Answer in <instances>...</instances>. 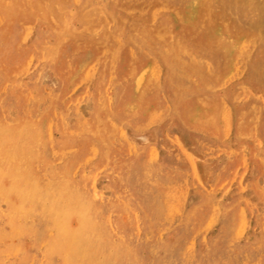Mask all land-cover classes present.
<instances>
[{
  "label": "rangeland",
  "instance_id": "1",
  "mask_svg": "<svg viewBox=\"0 0 264 264\" xmlns=\"http://www.w3.org/2000/svg\"><path fill=\"white\" fill-rule=\"evenodd\" d=\"M6 1L0 264H264V0Z\"/></svg>",
  "mask_w": 264,
  "mask_h": 264
},
{
  "label": "bare ground",
  "instance_id": "2",
  "mask_svg": "<svg viewBox=\"0 0 264 264\" xmlns=\"http://www.w3.org/2000/svg\"><path fill=\"white\" fill-rule=\"evenodd\" d=\"M2 1H3V0H2ZM7 1H8V0H7ZM7 1H6V2H7ZM16 1H17V0H16ZM204 1H205V0H204ZM209 1H210V0H209ZM11 2H12V1H11ZM22 2H23V1H21V3H22ZM27 2H28V1H27ZM41 2H42V1H41ZM0 3H1V2H0ZM182 3H183V2H182ZM26 4H27V3H26ZM138 4H139V3H138ZM166 4H167V3H166ZM197 4H198V2H197ZM0 5H1V4H0ZM16 5H18V4H16ZM44 5H45V3H44ZM119 5H120V4H119ZM133 5H135V4H133ZM154 5H155V4H154ZM198 5H199V4H198ZM205 5H206V4H205ZM4 6H6V5H4ZM52 6H53V5H52ZM116 6H117V5H116ZM129 6H130V5H129ZM129 6H128V7H129ZM155 6H156V5H155ZM23 7H24V5L22 4V8H23ZM57 7H58V6H57ZM109 7H110V6H109ZM143 7H144V5H143ZM197 7H198V6H197ZM203 7H204V6H203ZM16 8H17V7H16ZM26 8H27V7H26ZM37 8H38V7H37ZM58 8H60V7H58ZM58 8H57V9H58ZM119 8H120V7H119ZM135 8H136V7H135ZM168 8H169V7H168ZM179 8H180V7H179ZM0 9L2 10L1 7H0ZM6 9H7V8H6ZM116 9H117V8H116ZM174 9H175V8H174ZM16 10H17V9H16ZM27 10H29V9H27ZM35 10H36V9H35ZM160 10H161V9H160ZM182 10H183V9H182ZM185 10H187V9H185ZM197 10H199V9H197ZM200 10H201V9H200ZM206 10H207V9H206ZM2 11H3V10H2ZM24 11H25V10H24ZM30 11H31V10H30ZM30 11H29V12H30ZM32 11H33V10H32ZM52 11H53V10H52ZM146 11H147V9H146ZM150 11H151V10H150ZM161 11H162V10H161ZM163 11H164V10H163ZM169 11H171V10H169ZM212 11H213V10H212ZM22 12H23V11H22ZM29 12H28V13H29ZM40 12H41V11H40ZM118 12H119V10H118ZM176 12H177V10H176ZM179 12H180V11H179ZM204 12L207 13V11H204ZM25 13H27V12H25ZM120 13H121V11H120ZM147 13H148V11H147ZM158 13H159V12H158ZM158 13H157V14H158ZM177 13H178V12H177ZM211 13H212V12H211ZM211 13H210V14H211ZM213 13H214V12H213ZM23 14H24V12H23ZM29 14H30V13H29ZM34 14H35V11H34ZM34 14H33V15H34ZM101 14H102V13H101ZM0 15H1V12H0ZM11 15H12V14H11ZM31 15H32V14H31ZM33 15H32V16H33ZM51 15H52V14H51ZM178 15H179V14H178ZM180 15H181V14H180ZM218 15H219V14H217V18H218ZM1 16H2V15H1ZM8 16H9V15H8ZM36 16H37V15H36ZM169 16H170V15H169ZM208 16L210 17V15H208ZM14 17H15V16H14ZM172 17H173V16H172ZM176 17H177V16H176ZM178 17H181V16H178ZM201 17H204V16H201ZM9 18H10V17H9ZM52 18H53V17H52ZM98 18H99V17H98ZM154 18H155V17H154ZM181 18H182V17H181ZM215 18H216V17H215ZM217 18H216V19H217ZM223 18H224V17H223ZM0 19H1V17H0ZM25 19H26V17H25ZM148 19H149V18H148ZM155 19H156V18H155ZM165 19H166V18H165ZM179 19H180V18H179ZM185 19H186V18H185ZM203 19H206V17L203 18ZM226 19H227V18H226ZM3 20H4V19H3ZM52 20H53V19H52ZM174 20H175V19H174ZM201 20H202V19H201ZM218 20H219V19H218ZM221 20H224V19H221ZM7 21H10V20H7ZM7 21H6V22H7ZM178 21H179V20H178ZM180 21H181V19H180ZM197 21H198V20H197ZM224 21H225V20H224ZM227 21H229V20H227ZM20 22H21V21H20ZM20 22H19V23H20ZM166 22H167V21H166ZM172 22H173V21H172ZM195 22H196V21H195ZM205 22H206V21H205ZM211 22H212V21H211ZM221 22H222V21H221ZM7 23L9 24V22H7ZM11 23H12V22H11ZM21 23H22V22H21ZM36 23H37V22H36ZM39 23H41V22H39ZM8 24H3V25H6V26H7ZM30 24H31V23H30ZM53 24H54V23H53ZM172 24H173V23H172ZM219 24H220V23H219ZM226 24H227V22H226ZM226 24H225V25H226ZM0 25H1V24H0ZM34 25H35V24H34ZM57 25H58V24H57ZM57 25H56V23H55V26H57ZM188 25H189V24H188ZM195 25H196V24H195ZM199 25H202V26H200V27H203V24H199ZM214 25H215V24H214ZM220 25H222V24H220ZM223 25H224V24H223ZM9 26H10V25H9ZM9 26H7V28H8ZM58 26H59V25H58ZM189 26H191V25H189ZM205 26H206V25H205ZM212 26H213V24H212ZM229 26H230V25H229ZM234 26H235V25H234ZM172 27H173V26H172ZM222 27H223V26H222ZM232 27H233V26H232ZM37 28H38V27H37ZM173 28H174V27H173ZM186 28H188V27H186ZM186 28H185V29H186ZM192 28H194V27H192ZM203 28H205V27H203ZM208 28H209V27H208ZM208 28H207V29H208ZM228 28H229V27H228ZM228 28H227V31H228ZM25 29H26V28H25ZM42 29H43V28H42ZM98 29H99V28H98ZM171 29H172V28H171ZM178 29H179V28H178ZM199 29H200V28H199ZM225 29H226V28H225ZM237 29H238V28H237ZM106 30H107V29H106ZM195 30H196V29H195ZM238 30H240V29H238ZM96 31H97V30H96ZM172 31H175V30H172ZM186 31H187V30H186ZM232 31H233V30H232ZM241 31H242V30H241ZM245 31H246V30H245ZM245 31H244V32H245ZM9 32H10V31L8 30V33H9ZM183 32H184V31H183ZM183 32H182V33H183ZM199 32H200V31H199ZM205 32H206V31H205ZM247 32L249 33L250 31H247ZM33 33H34V32H33ZM197 33H198V31H197ZM197 33H195V34H197ZM201 33H202V32H201ZM208 33H212V32H208ZM232 33H234V32H231V34H232ZM24 34H25V33H24ZM188 34H190V33H188ZM202 34L205 35L206 33H205V34L202 33ZM199 35H201V34H199ZM207 35H208V34H207ZM209 35H211V34H209ZM240 35H242V34H240ZM244 35H246V34H244ZM27 36H28V35H26V37H27ZM171 36H172V35H171ZM196 36H197V35H196ZM216 36H217V34H216ZM255 36H256V35H255ZM26 37H25V38H26ZM190 37H191V36H190ZM193 37H194V36H193ZM193 37H191V38H193ZM198 37H199V36H197V38H198ZM208 37H209V36H208ZM218 37H219V36H218ZM245 37H246V36H245ZM249 37H250V36H249ZM256 37H257V36H256ZM234 38H235V36H234ZM252 38H253V37H252ZM210 39H211V38H210ZM212 39H213V38H212ZM217 39H218V38H217ZM217 39H216V40H217ZM245 39H246V38H245ZM245 39H244V40H245ZM24 40H25V39H24ZM24 40H23V41H24ZM30 40H31V39H30ZM224 40H225V39H224ZM224 40H223V41H224ZM236 40H237V39H236ZM21 41H22V40H21ZM23 41H22V42H23ZM196 41H197V40H196ZM200 41H201V40H200ZM206 41H207V37H206ZM211 41H212V40H211ZM213 41H214V39H213ZM213 41H212V43H214ZM223 41H222V42H223ZM245 41H246V40H245ZM118 42H119V41H118ZM197 42H198V41H197ZM197 42H196V43H197ZM239 42H241V41H239ZM246 42H247V41H246ZM44 43H45V42H44ZM196 43H195V44H196ZM234 43H235V42H234ZM241 43H242V42H241ZM20 44H21V43H20ZM206 44H207V43H206ZM210 44H211V43H210ZM215 45L218 46V45H217V41H216V44H215ZM215 45H214V46H215ZM223 45H226V44H223ZM237 45H238V44H237ZM244 45H246V44L244 43ZM45 46H46V45H45ZM203 46H204V45H203ZM211 46H212V45H211ZM214 46H213V48H215ZM220 46L222 47V45H220ZM246 46H247V45H246ZM250 46H251V45H250ZM241 48H242V45H241ZM244 48H245V47H244ZM16 49H17V47H16ZM39 49H40V48H39ZM237 49H238V48H237ZM215 50H217V49H215ZM238 50H240V49H238ZM238 50H236V51H238ZM243 50H244V49H243ZM244 51H245V50H244ZM248 51H249V49H248ZM97 52H98V51H97ZM218 52H219V51H218ZM234 52H235V51H234ZM234 52H233V53H234ZM250 52H251V51H250ZM222 53H223V52H222ZM222 53H221V54H222ZM237 53H238V52H237ZM261 54L263 55V53H261ZM261 54H260V55H261ZM260 55H259V56H260ZM257 56H258V55H257ZM54 57H56V56H53V58H54ZM222 57L224 58L225 56L223 55ZM238 57L240 58L239 55H238ZM238 57H237V58H238ZM231 58H232V56H231ZM248 58H249V57H248ZM250 58H251V56H250ZM255 58H256V57H254V59H255ZM260 58H261V57H260ZM122 59H123V58H122ZM255 60H256V59H255ZM263 60H264V59H263ZM32 61H33V60H32ZM124 61H125V60H124ZM145 61H146V60H145ZM149 61H150V60H149ZM243 61H244V60H243ZM253 61H254V60H253ZM89 62H90V61H89ZM121 62H122V61H121ZM156 62H157V61H156ZM238 62H239V61H238ZM222 63H224V62L222 61ZM226 63H227V62H226ZM243 63H244V62H243ZM27 64H29V63L27 62ZM92 64H93V63H92ZM123 64H124V63H123ZM142 65H143V64H142ZM149 65H150V64H149ZM151 65H152V63H151ZM121 66H122V65H121ZM140 66H141V65H140ZM152 66H153V65H152ZM233 66H234V65H233ZM88 67H89V66H88ZM128 67H129V66H128ZM92 68H93V67H92ZM124 68H125V67H124ZM139 68H140V67H139ZM150 68L152 69V71H153L154 69H156L155 66H154V68H152V67L150 66ZM150 68H149V69H150ZM222 68H224V67H222ZM232 68H233V67H232ZM66 69H67V68H66ZM229 69H230V68H229ZM234 69H235V68H234ZM126 70H127V69H126ZM128 70H129V69H128ZM160 70H161V69H160ZM226 70H227V69H226ZM237 70H238V69H237ZM94 71H95V70H94ZM113 71H114V70H113ZM158 71H159V70H158ZM30 72H31V71H30ZM95 72H96V71H95ZM160 72H161V71H160ZM233 72H234V71H233ZM240 72H241V71H240ZM28 73H29V72H28ZM86 73H87V71H86ZM122 73H123V72H122ZM241 73H242V72H241ZM94 74H95V73H94ZM120 74H121V73H120ZM154 74H155V73H154ZM159 74H160V73H159ZM227 74H228V73H227ZM231 75H232V74H231ZM240 75H241V74H240ZM243 75H244V74H243ZM250 75H252V74H250ZM85 76H86V75H85ZM85 76H84V77H85ZM87 76H88V75H87ZM148 76H150V75L148 74ZM223 76H224V75H223ZM228 76H229V75H228ZM228 76H227V77H228ZM233 76H234V74H233ZM152 77H153V76H152ZM152 77H151V78H152ZM155 77H156V76H155ZM236 77H237V76H236ZM241 77H242V76H241ZM250 77H251V76H250ZM222 79H223V78H222ZM84 80H85V79H84ZM146 80H147V77L145 78V81H146ZM244 80H245V79H244ZM80 81H81V80H80ZM250 81H251V80H250ZM250 81H249V82H250ZM81 82H82V81H81ZM228 82H229V81H228ZM245 82H246V81H245ZM150 83H151V82H150ZM221 83H222V81H221ZM76 86H78V85H76ZM225 86H226V85H225ZM242 86H243V85H242ZM243 87H244V86H243ZM4 89H5V88H4ZM143 89L145 90V88H143ZM248 89H250V88H248ZM75 90H76V89H75ZM109 90H110V89H109ZM242 90H243V89H242ZM224 91H225V90H224ZM243 91H245V90H243ZM243 91H242V92H243ZM72 92H73V90H72ZM147 92H148V91H147ZM216 92H218V91H216ZM216 92H215V93H216ZM248 92H249V91H248ZM250 92H251V91H250ZM70 93H71V92H70ZM145 93H146V90H145ZM224 93H225V92H224ZM91 94H92V93H91ZM158 94H159V93H158ZM245 94H246V93H245ZM250 94H251V93H250ZM107 95H108V94H107ZM142 95H143V94H142ZM252 95H253V92H252ZM257 95H258V94H257ZM68 96H69V95H68ZM76 96H77V95H76ZM109 96H110V95H109ZM109 96H108V97H109ZM253 96H255V94H254ZM83 97H84V96H83ZM105 97H106V96H105ZM257 97H258V96H257ZM261 97H262V96H261ZM129 98H130V97H129ZM148 98H149V97H148ZM216 98H218V97H216ZM65 99H66V98H65ZM70 99H71V98H70ZM73 99H74V98H73ZM76 99H77V98H76ZM164 99H165V98H164ZM212 99H213V98H212ZM214 99H215V98H214ZM239 99H240V98H239ZM71 100H72V99H71ZM148 100H149V99H147V101H148ZM206 100H207V99H206ZM69 101H70V100H69ZM142 101H144V100H142ZM145 101H146V100H145ZM213 101H214V100H212V102H213ZM223 101H224V100H223ZM109 102H110V101H109ZM109 102H108V103H109ZM150 102H151V101H150ZM152 102H153V101H152ZM154 102H155V101H154ZM154 102H153V103H154ZM208 102H209V101H208ZM210 102H211V101H210ZM214 102H216V101H214ZM221 102H222V101H221ZM69 103H70V102H69ZM69 103H68V104H69ZM142 103H143V102H142ZM72 104H73V103H72ZM139 104H140V103H139ZM150 104H151V103H150ZM166 104H167V103H166ZM217 104H218V103H217ZM79 105H80V104H79ZM107 105H108V104H107ZM148 105H149V104H148ZM148 105L146 104V106H148ZM152 105H153V104H152ZM162 105H163V104H162ZM167 105H168V104H167ZM77 106H78V105H77ZM86 106H87V105H86ZM142 106H143V105H142ZM153 106H154V105H153ZM155 106H156V105H155ZM91 107H92V106H91ZM213 107H214V106H213ZM218 107H219V106H218ZM238 107H239V106H238ZM240 107H241V106H240ZM132 108H133V107H132ZM151 108H152V107H150V109H151ZM153 108H154V107H153ZM241 108H242V107H241ZM96 109H97V108H96ZM150 109H149V110H150ZM212 109H213V108H212ZM217 109H218V108H217ZM127 110H128V109H127ZM146 110H147V109H146ZM220 110H221V109H220ZM251 110H253V109H251ZM147 111H148V110H147ZM225 111H226V110H225ZM125 112H126V111H125ZM145 112H146V111H145ZM103 113H104V112H103ZM222 113H223V112H222ZM225 113H226V112H225ZM145 114H146V113H145ZM150 115H151V114H150ZM55 116H56V115H55ZM221 116H223V114H222ZM221 116H220V117H221ZM228 116H230V115H228ZM241 117H242V116H241ZM204 118H205V116H204ZM216 118H217V117H216ZM244 118H245V117H244ZM193 119H194V118H193ZM196 119H197V117H196ZM196 119H195V120H196ZM228 119H230V118H228ZM203 120H204V119H203ZM217 120H219V119H217ZM134 121H135V120H134ZM149 121H150V120H149ZM188 121H189V120H188ZM225 121H226V119H225ZM147 122H148V121H147ZM186 122H187V121H186ZM189 122H192V121H189ZM223 122H224V121H223ZM194 124H195V122H194ZM199 124H200V123H199ZM226 124H227V123H226ZM186 125H187V124H186ZM228 125H229V124H228ZM49 127H50V126H49ZM193 127H194V126H193ZM193 129H195V128H193ZM196 129H197V127H196ZM229 129H230V127H229ZM201 130H202V129H201ZM122 131H123V130H122ZM122 131H121V132H122ZM205 131H206V129H205ZM214 131H215V130H214ZM121 132H120V134H121ZM215 132H216V131H215ZM218 132H219V130H218ZM124 133H125V132H124ZM143 133H144V132H143ZM213 134H214V133H212V135H213ZM226 134H227V133H226ZM227 135H229V133H228ZM50 136H51V135H50ZM152 136H153V135H152ZM175 136H176V135H175ZM214 136H215V135H214ZM224 136H225V135H224ZM167 137H168V136H167ZM173 137H174V136H173ZM244 137H246V136H244ZM251 137H252V136H251ZM251 137H249V138H251ZM175 138H177V137H175ZM226 138H227V137H226ZM134 139H135V138H134ZM137 140H138V139H137ZM155 140H156V139H155ZM175 140H177V139H175ZM145 141H146V140H145ZM254 141H255V140H254ZM256 141H257V140H256ZM149 143H150V142H149ZM151 143H152V142H151ZM258 143H259V141H258ZM171 144H172V143H171ZM176 144H177V142H176ZM178 145H179V144H178ZM202 145H203V143H202ZM259 145H260V144H259ZM206 146H207V145H206ZM150 147H152V146H150ZM179 147H180V146H179ZM133 148H134V147H133ZM152 148H154V147H152ZM149 149H150V148H149ZM60 150H61V149H60ZM180 150H181V149H180ZM230 150H231V149H230ZM149 151H152V149L149 150ZM182 151H183V149H182ZM225 151H226V150H225ZM203 152H204V150H203ZM75 153H76V152H75ZM93 153H94V152H93ZM159 153H160V151H159ZM185 153H188V152L185 151ZM185 153H184V154H185ZM218 153H219V152H218ZM150 154H151V153H150ZM154 154H155V153H154ZM219 154H220V153H219ZM152 155H153V154H152ZM189 155H190V154H189ZM234 155H235V154H234ZM153 156H154V155H153ZM156 156H157V155H156ZM214 156H215V155H214ZM186 157H187V156H186ZM154 158H155V156H154ZM187 159H188V157H187ZM191 159H192V158H191ZM197 159H198V158H197ZM188 161H189V160H188ZM190 161H192V160H190ZM57 162H58V161H57ZM59 162H60V161H59ZM146 162H147V161H146ZM192 162H193V161H192ZM145 164H146V163H145ZM263 164H264V163H263ZM190 165H191V164H190ZM32 166H34V165H32ZM242 167H243V165H242ZM101 169H102V168H101ZM191 169H192V168H191ZM193 169H195V168H193ZM99 171H100V170H99ZM236 171H237V170H236ZM194 172H195V171H194ZM198 172H199V171H198ZM195 173H196V172H195ZM199 173H200V172H199ZM203 173H204V171H203ZM244 173H245V172H244ZM244 173H243V174H244ZM196 175H197V174H196ZM6 176H7V175H6ZM193 176H194V175H193ZM232 176H234V175H232ZM4 177H5V176H4ZM235 177H236V175H235ZM240 177H242V176H240ZM193 178H194V177H193ZM1 180H2V179H1ZM1 180H0V181H1ZM7 180H8V179H7ZM38 180H39V178H38ZM224 182H225V181H224ZM225 183H226V182H225ZM6 184H7V183H6ZM200 184H201V183H200ZM208 184H209V183H208ZM240 185H241V184H240ZM95 186H96V185H95ZM223 186H224V185H223ZM229 186H230V185H229ZM219 187H220V186H219ZM251 187H252V186H251ZM216 188H217V187H216ZM223 188H224V187H223ZM241 188H243V187L241 186ZM96 189H97V188H96ZM243 189H244V188H243ZM223 190H224V189H223ZM225 190H226V189H225ZM225 190H224V192H225ZM11 194H12V193H11ZM1 195H2V193H1ZM8 195H9V194H8ZM100 195H101V194H100ZM14 196H15V195H14ZM261 199H262V198H261ZM8 200H9V198H8ZM16 200H17V199H16ZM9 201H10V200H9ZM13 201H14V199H13ZM13 205H14V204H13ZM200 206H201V205H200ZM215 206H218V205H215ZM215 208H216V207H215ZM215 208H214V210H215ZM240 208H242V207H240ZM206 210H207V209H206ZM212 210H213V209H212ZM218 210H219V209H218ZM176 211H177V209H176ZM178 213H179V212H178ZM126 214H127V213H126ZM166 214H167V213H166ZM120 215H121V214H120ZM140 215H141V213H140ZM167 215H168V214H167ZM240 216H241V215H240ZM71 217H72V216H71ZM168 217H169V216H168ZM244 217H245V216H244ZM171 218H172V217H171ZM241 219H242V218H241ZM71 221H72V220H71ZM208 221H209V220H208ZM240 221H241V220H240ZM122 222H123V221H122ZM69 223H70V222H69ZM76 224H77V223H76ZM209 224H210V223H209ZM238 227H240V226H238ZM241 227H242V226H241ZM243 228H244V226H243ZM243 228H241V229H243ZM248 228H249V227H248ZM236 230H237V229H236ZM243 230H244V229H243ZM212 233H213V232H212ZM240 233H241V232H240ZM159 234H160V233H159ZM236 234H237V232H236ZM238 235H239V234H238ZM241 235H242V233H241ZM160 237H161V236H160ZM236 237H237V236H236ZM251 237H252V236H251ZM240 238H241V237H240ZM201 241H202V240H201ZM193 245H194V244H193ZM201 246H202V245H201ZM28 247H29V246H28ZM187 249H188V248H187ZM202 249H203V248H202ZM25 250H26V249H25Z\"/></svg>",
  "mask_w": 264,
  "mask_h": 264
}]
</instances>
